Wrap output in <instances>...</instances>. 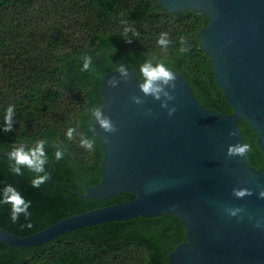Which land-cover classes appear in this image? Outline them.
Segmentation results:
<instances>
[{
	"label": "trees",
	"instance_id": "trees-1",
	"mask_svg": "<svg viewBox=\"0 0 264 264\" xmlns=\"http://www.w3.org/2000/svg\"><path fill=\"white\" fill-rule=\"evenodd\" d=\"M121 20L138 35L125 36ZM206 24L203 12L171 13L150 0H0V189L12 184L31 202L30 217L21 215L15 223L11 206L0 204V227L29 235L62 218L134 197L122 191L112 198H82L64 185L83 193V186L100 180V140L88 151L80 146L79 134H94L89 109L100 105L99 79L114 64L124 63L138 76L145 59H163L184 77L200 104L231 113L209 56L199 48L197 34ZM163 32L170 40L166 50L156 43ZM183 36L191 41L188 50H181ZM86 55L92 57L89 72L81 71ZM9 105L15 106L13 131L4 132ZM238 125L252 148L248 164L264 170L254 131L243 119ZM70 127L77 132L73 139L66 135ZM40 139L48 141L49 180L36 188L26 168L19 176L9 170L7 152L8 146ZM54 145L64 149L60 161L54 159ZM184 240L185 227L177 216H136L77 228L43 246L0 241V264H167L169 252Z\"/></svg>",
	"mask_w": 264,
	"mask_h": 264
},
{
	"label": "water",
	"instance_id": "water-1",
	"mask_svg": "<svg viewBox=\"0 0 264 264\" xmlns=\"http://www.w3.org/2000/svg\"><path fill=\"white\" fill-rule=\"evenodd\" d=\"M163 11L203 12L207 24L197 34L199 48L209 56L217 86L232 108L223 113L206 108L196 99L184 77L177 75L176 113L169 117L158 101L146 97L156 118L145 116L129 99L142 95L135 72L130 79L109 88L105 80L118 75L103 73L100 105L118 131L103 141L95 121L92 133L100 137L101 177L83 186L88 199L112 198L127 191L133 198L58 220L29 235H16L0 227V241L12 247L43 246L77 228L136 216H177L185 227V240L168 254L167 264H264V230L245 217H228L222 205H242L264 216V199L255 195L264 186V170L255 169L245 157H228V144L244 143L238 120H245L256 135L264 158V0H150ZM203 9V10H202ZM181 50L191 41L183 36ZM186 45V48L183 46ZM235 136H230V131ZM240 181L245 183L240 184ZM156 190L146 193L145 185ZM254 189L252 196L237 199L231 188Z\"/></svg>",
	"mask_w": 264,
	"mask_h": 264
},
{
	"label": "clouds",
	"instance_id": "clouds-1",
	"mask_svg": "<svg viewBox=\"0 0 264 264\" xmlns=\"http://www.w3.org/2000/svg\"><path fill=\"white\" fill-rule=\"evenodd\" d=\"M203 10V9H202ZM123 26V33L126 36L129 32L135 35V29L126 21L121 20ZM127 40V39H126ZM128 42H131L130 40ZM156 43L163 49H167L170 45L168 39V33H160ZM114 51V49H113ZM115 72L118 75H110L105 80V84L109 88L118 87L121 81L127 82L130 79L129 69L124 63L114 64ZM93 70L92 57L86 55L82 58L81 71L89 72ZM139 75L135 73L136 80L138 82V89L142 95L131 94L129 99L131 102L139 107V110L145 116H151L156 118V114L153 113L152 108L145 107L147 101L146 97H151L152 100L158 101L161 109L166 111V114L171 117L177 111L175 103H171L176 100L175 90L177 88V75L176 73L166 65L163 59L156 57H150L145 59L139 64ZM90 122L95 121L100 130L105 133L103 141L105 143L110 142V134H114L118 131L116 124L112 121L109 115L103 110L102 106H93L89 109ZM15 114V106L9 105L6 109L4 118L3 131H13V117ZM68 139H73L77 135L76 129L68 128L66 133ZM230 136H235L236 132L230 131ZM97 137H100L96 132L92 136H86L79 134L80 146L88 151H94L97 142ZM48 143L46 139H40L33 144L16 143L8 146L7 159L9 161V170L15 175H23L22 168H26L33 174L30 181L33 187L39 188L42 184L49 180V174L46 171V165L49 163L48 153L45 151V146ZM55 151L53 153L54 159L60 161L63 159L65 153L64 149L60 145H54ZM252 150L251 145L248 143H234L228 144L226 148V156L228 157H245ZM245 181H240V184ZM146 193H151L156 190L154 183L145 185ZM231 194L237 199H243L246 196H252L254 189L243 186H234L231 188ZM255 195L259 199H264V186H256ZM0 204L10 205V218L15 223L21 215L27 220L30 217L29 208L31 202L26 200L20 191L17 190L12 184H5L0 189ZM221 211L228 217L244 219L245 217L251 223L254 228L264 230V216L255 215L247 210L242 205H222ZM31 227L29 223L27 225Z\"/></svg>",
	"mask_w": 264,
	"mask_h": 264
},
{
	"label": "rangeland",
	"instance_id": "rangeland-1",
	"mask_svg": "<svg viewBox=\"0 0 264 264\" xmlns=\"http://www.w3.org/2000/svg\"><path fill=\"white\" fill-rule=\"evenodd\" d=\"M183 48H186V45H184Z\"/></svg>",
	"mask_w": 264,
	"mask_h": 264
}]
</instances>
